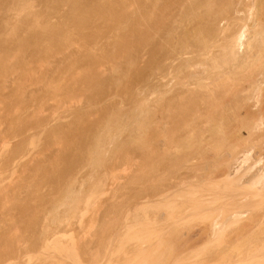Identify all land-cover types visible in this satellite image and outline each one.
I'll return each mask as SVG.
<instances>
[{"label": "bare ground", "instance_id": "1", "mask_svg": "<svg viewBox=\"0 0 264 264\" xmlns=\"http://www.w3.org/2000/svg\"><path fill=\"white\" fill-rule=\"evenodd\" d=\"M9 71L7 106L23 105L26 91L39 106L6 132L34 133L11 153L0 147V264H199L184 248L189 238L224 239L227 248L236 240L237 255L215 253L223 243L217 251L203 244L220 264H264V0H0L4 82ZM141 84L149 94L137 101L131 87ZM112 90L115 101L138 105L111 102ZM104 96L109 101L90 121L88 110ZM51 98L60 111L49 125L40 110ZM29 149L35 154L19 166ZM131 166L119 183L128 191L126 212L115 199L103 212L114 218L77 237L69 229L98 205L107 178ZM8 169L21 170L12 186L2 179ZM147 206H161L148 219L165 237L145 235L150 222L147 230L139 222ZM197 212L207 226H185Z\"/></svg>", "mask_w": 264, "mask_h": 264}, {"label": "rangeland", "instance_id": "2", "mask_svg": "<svg viewBox=\"0 0 264 264\" xmlns=\"http://www.w3.org/2000/svg\"><path fill=\"white\" fill-rule=\"evenodd\" d=\"M55 20H56V19H55ZM55 20H54L53 22H55ZM141 52H143V53L140 54L141 57H139L140 61L138 60L137 67H139L140 65H141L140 67H143L144 64H145V60L147 59V55H146L147 53H146V50H143V51H141ZM142 55H144V56H142ZM142 58H143V59H142ZM142 61H143V63H142ZM11 62H13V64H14L16 61L14 62V59H12ZM11 62H10V64H12ZM79 65H82V64L78 63V64L76 65L77 68L75 67V69H76L77 71H78V69H80V68H78ZM83 66H84V67H83ZM105 67H106V66H105ZM135 67H136V66H134V68H135ZM10 68H11V67H10ZM132 68H133V67H132ZM12 69H16V68H12ZM75 69H73V70H75ZM81 69H82V70L85 69V65H82V68H81ZM81 69H80V71H81ZM106 69H107V70L105 71V72H106V73H105V72H104V67H103V75H104V76H102L103 78H104V77H105V78L110 77L109 70H108V68H106ZM9 70H10V69H9ZM18 71H19V70H18ZM77 71H76V72H77ZM107 71H108V72H107ZM12 72H13V71H12ZM12 72H10V71L8 72L9 75H7V76H8V77L6 78L7 81L5 80L6 83L4 82V79H5V78H1V77H0V82H2V83L4 82V83H3L4 85L7 84L6 87H8V86H9V83H10V86L8 87V90H10V91L6 90L7 88H4V89H3L4 92H0V98H1V99H0V104H2V106H0V107H1V109H0V114H1V116H0V130H1V132H0V143H2L0 147H2V146L5 147V146H6V147H7V149H6V147H5L6 150H5L3 147H2V149H4L5 152H7V150H8L7 153H11V151H9V150H12V148L15 147L16 144L19 143L22 139H24V137L27 138L29 135H31V134L34 133V130L32 129V130L30 131L31 128L29 127L26 131H24L25 134L22 133L23 135L21 134V136H17L18 138H16V137L12 136L11 134H8V133L6 134L7 129H8V132H9V129H10V128H9V125H10L11 123L13 124L16 120L18 121V119H20V118H22V117H23V118H26V119H23V120L31 119V117H33V115H32V114H33V110H34V111L36 110V109H34V108H38V106H39L36 102L32 101V99H30V97H29V99H30V103H28V102H29V101H28L29 99H26V97L30 95V92H28V91H26L27 94L25 93L24 96H23V97H25L24 100L27 101V102L25 101V103H24L25 106H27V107H25L24 104L21 105V104H19V103H16V101H15L14 103L11 101V103H13V104H10V107L13 108V109H11L9 106H7V104H9L8 101L10 100V98H8V97L12 95V94H11V90L13 89L12 87L14 86V82H12V79H13L12 77H13V76L10 75V73H12ZM20 72L22 73L21 70L19 71V74H20ZM78 72H79V71H78ZM78 72H77V73H78ZM81 72H82V71H81ZM15 73H17V72L15 71L13 75L16 76L17 74H15ZM104 73H105V74H104ZM107 75H108V77H107ZM9 76H11V77H10L11 79L9 78ZM8 78H9V80H11V81H9ZM52 78H53V77H52V75H51V81L54 79V78H53V79H52ZM31 80H32V79H31ZM54 80H55V79H54ZM153 80H154L155 82H156V80H157L158 83L161 82V83H159L160 85L162 84V81H163V80L160 81V80H158V79H153ZM53 82L55 83L56 81H53ZM148 82H149L150 84L158 85L157 82H156L157 84L154 83V82L151 83V82H152V79H151V81L149 80ZM2 83H0V84L3 85ZM51 83H52V82H51ZM56 83H57V82H56ZM56 83H55V84H56ZM52 84H53V83H52ZM27 85H28V84H27ZM29 85H30V84H29ZM29 85H28V86H29ZM30 86H33V85H30ZM30 86H29V87H30ZM35 86H36V85H35ZM131 88L133 89V90L131 89V92L133 91V93H131V94L134 95L135 98L137 97V98H136L137 101H140V100L144 99V98H142V97L144 96V93H145L146 91L144 90V86H143V84H141V85H137V86L135 85L134 87H131ZM134 88H135V89H134ZM136 88H137V89H136ZM32 89H34V87H33ZM141 89L144 90V92H142ZM3 90H2V91H3ZM26 90H27V89H26ZM138 90H140V91H138ZM114 91H115V90H114ZM114 91L112 90V93H111V91H110L111 96H110V93L108 94L109 97H111V100H113V101L110 100L111 102H113V103L115 102V103H116L117 101L120 100V102H118V103H119V104H122V103L125 102L124 104H122V105H125V104H126V101H128L129 104H128V102H127V106H126V105H125L126 107L124 106L125 108L128 107V109H129V108H132V107H134V106H136V105H138V104H136V103L134 102V101H136V100H135V98H134L132 95H131V97H133L134 100L131 99V98H128V99H127V98H123L124 102H122V100H121L122 98L120 97L119 99L117 98V101H115V100H114V99H116V96H115V95H117V94H115L116 91H115V92H114ZM139 93H140V94H139ZM114 94H115V95H114ZM141 94H142V95H141ZM146 94L148 95L149 93H146ZM146 94H145V96H147ZM6 95H8V97H7ZM25 95H26V96H25ZM85 95H86V94H85ZM85 95H81V97H78V98H80V100H79V99H78V100L81 101L82 103L76 100L78 103L75 101V102H74V105L76 106V105L78 104V107H79V108H80L81 106H82V108L85 107V105H84L83 103L85 102L86 98L84 99V102H83V100H81V99H82V97H87L89 94H87L86 96H85ZM1 96H3L4 98L1 97ZM113 96H114V97H113ZM145 96H144V97H145ZM23 97H22V98H23ZM109 97L107 96V99H106L105 96H104V97H103L104 100H102V99H98L99 101H97L94 105H92L93 108H90V109L88 110V111H90V110L92 109L91 111L93 112V113L91 112L92 114L88 112V113H89L88 115H89V120H90V121H92V120L95 121V120H96L97 117H94V115L96 116L97 111L99 112V110H100V109H97V107H99V108L103 107V106H102V103H104L106 100L109 101V99H108ZM118 97H119V96H118ZM138 97H139V98H138ZM152 97H154V96H152ZM152 97L149 96V98H152ZM7 98H8V99H7ZM27 98H28V97H27ZM101 98H102V97H101ZM140 98H141V99H140ZM2 99H3V100H2ZM4 99H5L6 101H5ZM126 99H127V100H126ZM129 99H131L130 101H131V102H134V103H132V104L130 105L131 102L129 101ZM15 100H16V99H15ZM20 100H21V99H20ZM53 100H54L53 98L49 99L48 102L45 103V105H44L45 107L43 106V108H42L43 110H40V111H41V112H40L41 116H44L43 119H45V117H48V123H49V121H50L51 124H53V121H54L53 118H52V116H53L55 113L58 114L59 111H60V110H58V111H57V110H54L53 105L55 104V102H54ZM2 101H3L4 105H3V103H1ZM100 101H101V102H100ZM108 101H106V102H108ZM106 102H105V104H106ZM111 102H109V105L112 104ZM121 102H122V103H121ZM15 103H16V104H15ZM79 103H80V104H79ZM98 103L101 104V105H99ZM30 104H32V105H30ZM34 104H35V105H34ZM72 104H73V103H72ZM82 104H83L84 106H83ZM97 104H98V105H97ZM5 105H6V106H5ZM13 105H14V106H13ZM19 105H20L21 107H20ZM33 105H34V106H33ZM36 105H37V107H36ZM46 105H47V107H46ZM79 105H80V106H79ZM109 105H108V106H109ZM129 105L132 106V107H130ZM68 106H69V104H68ZM94 106H96V107L94 108ZM100 106H101V107H100ZM3 107H4V108H3ZM6 107H7V108H6ZM8 107H9L10 109H9ZM14 107L16 108V110H19V111L14 110V109H15ZM17 107H18V108H17ZM19 107H20L22 110H21ZM22 107H23V108H22ZM76 107H77V106H76ZM78 107H77V108H78ZM25 108H26V109H25ZM44 108H46V109H44ZM2 109H4V110H2ZM29 109H30V110H29ZM93 109H94V110H93ZM12 110H13V111H12ZM52 110H53V111H52ZM1 111H3V112H1ZM5 111L7 112V114H6ZM42 111H43V112H42ZM55 111H56V112H55ZM13 112H14V113H13ZM15 112H16V113L18 112V114H16ZM19 112H21V115H20ZM26 112H27V113H26ZM51 112L53 113V115L51 114ZM57 112H58V113H57ZM2 113H3V114H2ZM4 113H5V114H4ZM8 114H9V115H8ZM22 114H23V115H22ZM25 114H26V116H28V117H25ZM50 114H51V115H50ZM56 114L54 115V117L56 116ZM3 115H4V116L6 115V116L4 117ZM12 115H14V116L16 115V116L13 117ZM66 115H67V114H66ZM10 116H11V119H12V117H13L12 120L10 119ZM90 116L93 117V119H92V118L90 119ZM2 117H3V118H2ZM18 117H20V118H18ZM56 117H57V116H56ZM56 117H55L54 119H56ZM69 117H70V118H69ZM4 118H6V119H4ZM14 118H16V119H14ZM51 118H52V120H51ZM46 119H47V118H46ZM49 119H50V120H49ZM94 119H95V120H94ZM4 120H5V121H4ZM8 120H10V121H9L10 123L8 122ZM14 120H15V121H14ZM65 120L68 121V122L71 121V116L66 117ZM6 121H7V122H6ZM12 121H13V122H12ZM29 121H30V120H29ZM54 122H55V121H54ZM50 123H49V125H50ZM8 124H9V125H8ZM54 124H55V123H54ZM13 125H15V124H13ZM4 126H5V128H4ZM1 127H3V128H1ZM2 131H3V132H2ZM28 131H29V132H28ZM243 132H245V131H243ZM243 132H242V133H243ZM11 133H12V132H11ZM27 133H28V134H27ZM26 134H27L28 136H26ZM243 134L245 135V133H243ZM1 135L3 136V138H2ZM6 135H8V136H6ZM9 135H11V136H9ZM24 135H25V136H24ZM5 136H6V137H5ZM4 137H5V138H4ZM7 137H8V139H7ZM2 139H3V140L6 139V140H4V141L7 142V145H4V144H6V142L3 143V140H2ZM1 140H2V141H1ZM18 140H20V141L17 142ZM8 142H9V143H8ZM15 143H16V144H15ZM8 144H9V145H8ZM14 144H15V145H14ZM8 146H9V148H8ZM31 149H34V151L36 150V149L33 148V147H31ZM31 149H29V151H28L27 153H25V154H27V156H26V155H24V156L21 155V156L23 157V160H22V157L19 156V157H21V160H22V161H21V160L18 161V160L20 159V158L18 157V159H17L16 162H18V163L20 162L19 166L21 165V162H22V164L25 163V162L23 163L24 160L26 161V160H29V159H30V157H28V156H31V157H32L34 151H32ZM55 149H57V148L54 147L53 150L55 151ZM30 151L33 152V153H31L32 155H31V154L28 155V153H29ZM36 151H37V150H36ZM36 151H35V152H36ZM51 153H52V151H51ZM53 153H54V152H53ZM53 153H52L51 155H53ZM34 154H35V153H34ZM48 155H49V154H48ZM48 155H47V156H48ZM40 156H41V159H42V158L44 159V157H43L42 155H39L38 157H40ZM26 157H28V158H26ZM38 157H37V158H38ZM2 160H3V159H2ZM2 160H1V158H0V161H2ZM26 162H28V161H26ZM131 167H132V166H131ZM16 168H17V167H16ZM18 168H19V167H18ZM10 169H11V168H10ZM19 169H21V168H19ZM19 169L16 170L17 172H15V173H14L15 169H14V170H13V169H12V170H9V169H8L10 173H8L7 171L3 173V176H2L3 178H2V179L4 180V182L7 183V186H10L11 184H13L14 180H16V179L19 181V179H20L19 176H21V174H20V175H19V174H16V173H20V172H21V170L19 171ZM134 169H135V168L132 167L131 170H130V168H129L128 170H126V171L124 170L123 172H122V169H120L121 171H120V170L117 171L119 174L115 172V176H113V178H111V179H110V178H109V179L107 178L106 182H104V183H105L104 186H106V187L104 188V189H105V192H103V195H102V194L100 195V199H101V201H100V199H99V200H98L99 202H97L98 205L96 204L97 206H95L94 208H91V210H89V211H86V213H84V217L82 218L81 222H79V224H80L81 226H79V224H78V226L82 228V229H81L82 231L80 230L79 227H76V226H77V225H76L77 222H75V225H74L73 227L71 226V228H70L69 230L75 228L76 231H75V230H74V231H75V234L77 233V234H76V235H78L77 237H79L78 232L80 231L79 233L82 234L80 237L83 238V237L85 236L84 238H87V237H91L92 235H94V232L96 233V231H97V230L99 229V227H100L99 224L102 225V223H103V219H104V221L112 220L111 218H114V217L112 216V213H111V215H110V213L107 212V214H109L110 216L107 215L106 217H108V218H107V220H106V217L104 216L103 212H104V211L106 212V211L110 210L109 207H110L111 203H112V204L114 203V200H115V199L117 200V201L115 200V201H116L115 203H120V202L122 203V202H123V203H122V206L124 205L125 202L128 201V200H127V199H128V198H127V197H128V195H127L128 191H127L126 189L120 191V190H121V188H120L121 186H120V185H123L122 183H124V182L127 181V178H128L127 176H129V175L131 174L130 172H132V170H134ZM128 171H130V172H128ZM11 172H13L15 175H12ZM126 172H128V173H130V174L128 175V173H126ZM120 173H121V174H120ZM4 174H5V175H4ZM10 174H11V175H10ZM126 174H127V175H126ZM6 175H7V176H6ZM8 175H9V176H8ZM16 175H17V176H16ZM116 175L119 176V177H116ZM11 176H12V177L14 176V177H13V178H10ZM8 177H9V178H8ZM16 177H17V178H16ZM114 177H116V178H114ZM11 179H12V180H11ZM113 179H114V180H113ZM10 180H11V181H10ZM7 181H8V182H7ZM12 181H13V182H12ZM113 181H114V182H113ZM15 182H16V181H15ZM117 183H118V184H117ZM119 183H120V185H119ZM4 184H5V183H4ZM8 184H10V185H8ZM14 184H15V183H14ZM14 184H13V185H14ZM5 185H6V184H5ZM11 186H12V185H11ZM119 192H120V193H119ZM121 192H122V193H121ZM105 193H106V194H105ZM113 193H114V194H113ZM175 195L177 196L178 194H175ZM180 195H181V194H180ZM180 195H179V196H180ZM123 196H124V197H123ZM113 197H114V198H113ZM125 197H126V198H125ZM174 197H175V196H173L172 198H174ZM181 197H182V195H181ZM176 198H177V199H176ZM121 199H122V200H121ZM175 199H176L177 201H179V200H181L182 198H181V199H178V197H175L174 199H172V201L175 200ZM176 200H175V202H177ZM118 201H119V202H118ZM99 203H100V204H99ZM102 203H103V204H102ZM121 203H120V204H121ZM108 206H109V207H108ZM153 206H154V205H153ZM153 206H147L148 208H147V207H146V208L142 207V211L144 210V213H145V212L147 213V218H146V219H147L148 221L145 220V218L142 216V218H144V219H141L142 221L139 219V220H140L139 223H142L143 225L141 224V227L143 226L142 228L145 229V227L147 228V226H148L149 223H148L147 225H145V227H144V224H146L147 222H150L149 228H147L148 230L145 229V230H147V231H149V230H150V231H149V232L145 231V232H146L145 235L149 237V236H151L150 233H152L153 235H152L151 237L158 238V236H159L160 234L163 235L162 228H161V227L158 228L159 224H157V223H155L156 227L153 226V225H151V224H154V222H153L152 220L149 221L150 219H148V218H151V216H154V215H158V214H159V211L162 212V210H161V209L158 210V208H161V206H157V207H158L157 210H156V208H153ZM123 207H125V205H124ZM154 207H156V206H154ZM150 208H153L154 211H153V209H152L153 212L150 211ZM94 209H96V210H94ZM107 209H108V210H107ZM127 209H128L127 206L123 209L124 213L126 212ZM145 209H146V210H145ZM99 210H100V211H99ZM98 211H99V212H98ZM110 211H111V210H110ZM123 211H122V212H123ZM148 211H149V212H148ZM87 212H88V213H87ZM105 212H104V213H105ZM139 212H141V211H139ZM155 212H156L157 214H156ZM96 213H97V214H96ZM120 213H121V212H120ZM148 213H150L151 216H150ZM154 213H155V214H154ZM200 213H201V212H200ZM203 213H204V212H203ZM203 213H201V214L203 215ZM206 213H207V212H206ZM86 214H87V215H86ZM169 214H171V213H169ZM172 214H173V213H172ZM194 214H195V213H194ZM197 214H198V212H197ZM201 214H198V215L195 214V215L198 216V218H200L199 216H202ZM207 214H208V213H207ZM102 215H103L104 217H103ZM143 215H144V214H143ZM174 215H175V214H174ZM191 215H192V214H191ZM195 215H193L194 218H195V221H192V220H194V218H193L192 216H190V217H191L190 220L186 221V220H187V219H186V220H185V224H184V223H183V224H184L185 226H187V225L189 226V225H190L191 227H192V225H194V227L196 228V230H197V228L199 229V226H200V228H202V227H204V226H207V225L205 224V223H206V219H207L206 216H205V217L202 216L199 220H197L198 218H197ZM85 216H86V217H85ZM144 216H145V215H144ZM149 216H150V217H149ZM167 216H170V218H171V220H172V216H173V215H172V216H171V215H167ZM109 217H110V219H109ZM196 218H197V219H196ZM205 218H206V219H205ZM84 219H85V220H84ZM167 219H168V217H167ZM188 219H189V218H188ZM201 219H202V220H201ZM204 219H205V220H204ZM92 220H93V221H92ZM143 220H144V221H143ZM190 221H191V222H190ZM93 222H96V223H93ZM152 222H153V223H152ZM187 222H188V223H187ZM186 223H187V224H186ZM189 223H190V224H189ZM93 224H94V225H93ZM195 224H196V225H195ZM82 225H83L84 227H83ZM86 225H87V226H86ZM90 226H91V227H90ZM92 226H93V227L95 226V227L93 228ZM135 226H136V225H135ZM150 226H151V227H150ZM152 226H153V228L155 227V229H152ZM188 226H187V227H188ZM88 227H89V229H88ZM136 227H137V226H136ZM139 227H140V226H139ZM76 228H77V229L79 228V229L77 230ZM90 228H92V229H90ZM96 228H98V229H96ZM137 228H138V227H137ZM157 228H158V229H157ZM192 228H193V227H192ZM195 228H194V230H195ZM86 229H87V230H86ZM156 229L159 230V231H157ZM93 230H94V232H93ZM142 230H143V229H142ZM152 230H153V231H152ZM71 231L73 232V230H71ZM71 231H70V232H71ZM84 231H85V232H84ZM87 231H88V232H87ZM155 231H156L157 233H155ZM70 232H69L68 234H70ZM83 232H84V234H83ZM127 232L129 233V231H127ZM130 232H131V231H130ZM133 232H134V231H133ZM161 232H162V233H161ZM107 233H108V232H107ZM128 233H127V234H128ZM143 233H144V230H143ZM154 233H155V234H154ZM125 234H126V232H124V235H125ZM164 234H165V233H164ZM83 235H84V236H83ZM86 235H87V237H86ZM88 235H89V236H88ZM90 235H91V236H90ZM109 235H110V234H109ZM129 235H130V234H129ZM142 235H144V234H142ZM157 235H158V236H157ZM162 235L159 236V237H162ZM106 236L109 237L108 234H106ZM126 236H127V235H126ZM126 236H124V237H126ZM156 236H157V237H156ZM163 236L165 237V235H163ZM127 237H128V236H127ZM151 237H150V238H151ZM195 238H196V237H195ZM187 239H188V238H187ZM187 239H186V240H187ZM197 239H198V237H197ZM199 239H200V238H199ZM199 239H198V241H197V240L194 239V238H193V240H191V239L189 238L188 241L185 240V241L187 242V243L185 242V243H186L185 246H186V245H188V246H187V247L184 246V248H185L186 250H189V249H192V250L194 249V250H195V248H196V250L198 249V251L195 250L194 253H192L194 250H193V251L189 250V251H191V254H193V256H194L193 259L196 258L198 261H196V260H195V261H196V262H199V264H200L202 261H203V262H206V261H207L206 263H210V264H213L214 262H215L214 264H218L219 262H221V260H219L220 257H217L218 254L215 255V253H219V254H220V252H223V253L229 255V253L231 254V252L233 251V253H235V254L237 255V253H236L237 249L235 248V249H234L235 252H234L233 247H235V246H232L233 244H235L236 240H233V241H234V242L232 241L233 243L228 241V243L230 244L229 246L227 245L228 243L226 242V245L228 246V248H230V251H228L229 249L225 246V244H224V242H223L224 239H221L219 243H218V240H219V239H217V243H216V245H215L214 241H212L213 243H211V242H208V243L206 242V243H204L205 240L201 241V240H199ZM215 240H216V239H215ZM230 241H231V240H230ZM237 242L239 243V241H237ZM209 243H211V245H213V246H214V245L216 246L217 249H216L215 251H217V250L219 249V247L221 248V246H223L222 249H224L225 247H226L227 249L225 248L224 251L221 250V251H219V252H215V253L213 254V256L209 255V257H207V256H205V254H204L206 250L203 249L202 247L205 245V246H204V248H205V247L207 246L206 244H208V246H207V248H206V249H208V247L210 246ZM222 243H223L224 245H221V246H220V244H222ZM238 243H237V244H238ZM203 244H204V245H203ZM217 244H218V246H217ZM237 244H236V247L239 245V244H238V245H237ZM240 245H242V243H240ZM256 245H258V244H256ZM215 246H214V247H215ZM231 246H232V250H231ZM242 246H243V245H242ZM184 248H181L180 251H182ZM187 248H189V249H187ZM202 249H203V250H202ZM241 249H242V248H241ZM200 251H201V252H200ZM227 251H228V253H226ZM177 252H179V251H177ZM185 252H187V251H185ZM196 252H197V253H196ZM198 252H199V253H198ZM240 252H242V251L240 250ZM187 253H188V252H187ZM187 253H186V254H187ZM201 253H202V254H201ZM223 253H221V257H223ZM242 253L244 254V252H242ZM117 254H120V253L117 252ZM117 254H115V256H116ZM191 254H188L187 256H189V255H191ZM197 254H199L200 256L197 255ZM225 254H224V255H225ZM238 254H239V253H238ZM120 255H121V254H120ZM183 255H185V254H183ZM196 255H197V256H196ZM201 255H202V256H201ZM203 255H204V256H203ZM233 255H234V254H233ZM241 255H242V254H240V256H235V255H234V258H235V257L237 258V260H235V259H234V260L237 262L238 259L241 257ZM117 256H118V255H117ZM185 256H186V255H185ZM218 256H219V255H218ZM243 256H244V255H243ZM190 257H191V256H190ZM205 257H206V258H205ZM212 257H213V258H212ZM214 257H215V259H214ZM216 257H217V259H216ZM224 257H225V258H226V257L228 258V256H224ZM224 257L222 258V260L224 259ZM207 258H208V260H206ZM209 258H210V259H209ZM218 258H219V259H218ZM227 258H226V260H227ZM203 259H205V260H203ZM213 259H214V260H213ZM200 260H202V261H200ZM218 260H219V262H218ZM228 260H229V258H228ZM231 260H232V259H231ZM239 260H241V259H239ZM9 261H10V260H8V262H9ZM216 261H217V262H216ZM223 261L225 262V259H224ZM223 261H222V263H223ZM206 263H201V264H206ZM225 263H227V261H226ZM228 263H229V261H228ZM219 264H220V263H219ZM262 264H263V263H262Z\"/></svg>", "mask_w": 264, "mask_h": 264}]
</instances>
